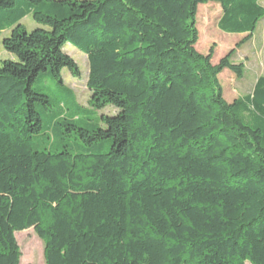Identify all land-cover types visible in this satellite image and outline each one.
Returning <instances> with one entry per match:
<instances>
[{"label":"trees","instance_id":"1","mask_svg":"<svg viewBox=\"0 0 264 264\" xmlns=\"http://www.w3.org/2000/svg\"><path fill=\"white\" fill-rule=\"evenodd\" d=\"M261 1L0 0L16 57L0 61V264L20 263L32 227L46 264H264V76L228 102L219 75L245 64L199 52L196 21L217 3L220 30L246 42ZM68 42L87 54L91 106L117 108L67 124L76 152L41 134L50 100L32 86L82 76Z\"/></svg>","mask_w":264,"mask_h":264},{"label":"rangeland","instance_id":"2","mask_svg":"<svg viewBox=\"0 0 264 264\" xmlns=\"http://www.w3.org/2000/svg\"><path fill=\"white\" fill-rule=\"evenodd\" d=\"M260 3L264 6V0ZM222 14L223 9L217 3L211 2L199 6L196 21L200 38L197 49L205 55L213 50L212 62L217 64L229 51L236 48L233 60L236 63L243 62L245 64L244 76L238 78L228 69L219 75L224 87V96L228 102H232L237 97L250 94L257 79L264 76V18L259 22L254 35L248 41L243 42L246 34H231L220 30L218 24ZM22 24L28 31L44 27L38 24L32 15L23 19ZM10 34L11 29L0 31V61L9 58L16 59L15 55L5 50L2 43L3 39ZM64 51L79 64L82 76L76 77L68 68H65L62 72L64 82L62 84L48 70L42 72L32 86L34 89L47 94L50 100V105L47 106L37 104V109L42 116L41 134L47 133L51 136L49 145H53V149L67 143L70 150L76 152L78 148L75 143L78 133L76 129L67 124L73 122L82 127H89L91 123H98L103 114L113 115L117 108L113 105H107L98 110L91 106V91L87 87L89 75L87 54L70 42L65 44ZM75 115L77 116L74 117ZM37 140L35 139V142ZM40 143L43 144L45 141L40 138ZM16 238L21 249L19 264H46L45 244L33 227L16 232ZM246 264L252 263L247 261Z\"/></svg>","mask_w":264,"mask_h":264},{"label":"crops","instance_id":"3","mask_svg":"<svg viewBox=\"0 0 264 264\" xmlns=\"http://www.w3.org/2000/svg\"><path fill=\"white\" fill-rule=\"evenodd\" d=\"M240 35V34H239ZM238 98V97H237ZM236 99V98H235Z\"/></svg>","mask_w":264,"mask_h":264}]
</instances>
